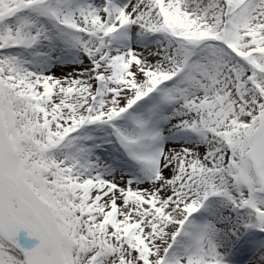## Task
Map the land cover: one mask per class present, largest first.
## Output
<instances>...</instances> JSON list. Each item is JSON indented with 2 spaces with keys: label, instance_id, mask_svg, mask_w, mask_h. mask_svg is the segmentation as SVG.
<instances>
[{
  "label": "snow or ice",
  "instance_id": "snow-or-ice-1",
  "mask_svg": "<svg viewBox=\"0 0 264 264\" xmlns=\"http://www.w3.org/2000/svg\"><path fill=\"white\" fill-rule=\"evenodd\" d=\"M0 264H264V0H0Z\"/></svg>",
  "mask_w": 264,
  "mask_h": 264
},
{
  "label": "bare ground",
  "instance_id": "bare-ground-1",
  "mask_svg": "<svg viewBox=\"0 0 264 264\" xmlns=\"http://www.w3.org/2000/svg\"><path fill=\"white\" fill-rule=\"evenodd\" d=\"M17 236H18V234H17ZM29 245H30L31 248H33V247L36 246V243H34V242H33V243H30V242H29Z\"/></svg>",
  "mask_w": 264,
  "mask_h": 264
}]
</instances>
